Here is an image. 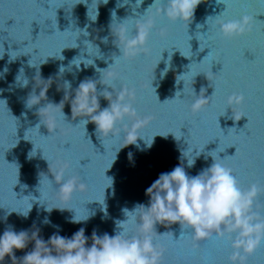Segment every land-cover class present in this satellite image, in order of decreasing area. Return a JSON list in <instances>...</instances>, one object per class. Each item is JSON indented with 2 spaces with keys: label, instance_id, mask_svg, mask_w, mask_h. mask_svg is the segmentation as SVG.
Returning a JSON list of instances; mask_svg holds the SVG:
<instances>
[{
  "label": "water",
  "instance_id": "1",
  "mask_svg": "<svg viewBox=\"0 0 264 264\" xmlns=\"http://www.w3.org/2000/svg\"><path fill=\"white\" fill-rule=\"evenodd\" d=\"M96 2L0 0V99L6 100V103L0 102V234L9 226L17 232L28 230L29 233L38 228L40 237L47 241L54 232L59 231L61 236L70 238L83 227L88 237L87 246H90L94 230L97 235L114 234L115 221L125 219L122 209L132 210L137 204L147 205L149 198L145 190L160 173L169 172L181 163V152L187 147L197 151L205 148L206 153L218 146L224 151L219 153L221 159L233 155L227 159L238 169L242 184L247 186L251 182L264 181V4L260 0H236L231 9L233 15L243 11L250 16V31L243 38L227 43L207 40L202 34L207 30L208 34L214 32V20L209 17L219 15L224 5L217 4L216 0H204L197 6L188 27L186 24L163 21L168 28L167 38L154 40L147 58L120 67L125 81H131L135 87L138 110L152 117L141 128V134L148 141L157 135L150 148L145 149L143 141L138 140L140 149L128 145L115 156L121 146L120 138L106 141L103 146L95 135L93 123L86 125V132L82 128L75 132L65 128L48 139L42 137L50 135L44 125H40L39 130L30 129L39 122L35 114L38 106L31 109L25 107V100L33 90L36 68L39 67L42 79L51 78L53 81L46 92L47 100L59 103L64 93L57 90L58 84L67 80L75 89L86 78L98 80L96 69H106L112 63L110 57L119 54L110 34L112 14L114 12L120 21L132 15V9L135 12L139 5H132L131 8L129 5L119 6L123 0H108L107 4L98 6L97 19L92 22L87 12L89 9V16L94 15ZM153 2L143 0L137 12L143 14L151 6L149 14H153L162 0L156 4ZM131 3L134 4L135 0ZM198 24L200 28H197ZM86 26L90 33L88 39L97 37L94 42L99 45L105 59H95L94 67L81 65L79 71L73 67L72 71H65L59 76L61 66L67 68L75 57L81 55L83 44L80 41L84 37L78 39ZM103 37L108 38L107 43L100 42ZM209 49L213 51L212 57L203 59ZM166 60L170 68L160 79ZM222 66L223 71L219 72ZM21 69V80L23 73L29 80L28 86L23 88L16 82ZM188 69L190 76L185 77L186 96L191 93V76L195 75H198L193 85L196 94L199 95L201 87L205 89L201 95L208 97L213 93L210 103L198 118L189 116L180 105L165 101L174 98L175 92L183 89V82L178 78L177 84L176 76ZM47 84L39 79L37 73L36 85L46 88ZM97 90H103V86L98 84ZM237 90L246 92V101L243 104L234 103L226 111L227 117L232 111L233 119L220 117L225 113L227 96ZM36 92L39 93V88ZM107 103L100 98L101 108ZM63 111L69 121L78 122L72 120L67 103ZM32 143L34 151L38 149L37 155L28 158ZM65 143H71L74 156L82 160L81 165L86 164L83 171L89 178V187L82 193L77 192L67 204L73 211L53 209L48 213L44 206L36 203L40 195L38 191L42 196L39 203L52 207L59 205L60 201L55 191L38 189L41 172L52 178L39 149L42 148L45 157L51 161L50 171L55 173L63 166L60 150ZM129 152L132 153V162ZM188 154L191 155V151ZM211 163V157L205 159L202 153L194 166L186 168V171L194 176ZM104 198L106 214L101 209ZM31 203L33 206L27 218L16 213L28 211ZM260 203L264 205V194L260 196ZM74 211L81 216L89 212H94V215L86 222L74 224L68 222ZM45 219L50 223H44ZM169 230L174 238H179L181 230L178 224L170 228L157 225L158 233ZM32 247L33 244L29 243L26 249L15 251L16 257H22ZM191 249L190 241H182L177 246L166 245L163 264H177V261L199 264L205 253H210L216 264H224L230 254V249L218 246L214 240L200 242L196 252ZM5 264H11L7 257ZM248 264H264V246L248 258Z\"/></svg>",
  "mask_w": 264,
  "mask_h": 264
},
{
  "label": "clouds",
  "instance_id": "2",
  "mask_svg": "<svg viewBox=\"0 0 264 264\" xmlns=\"http://www.w3.org/2000/svg\"><path fill=\"white\" fill-rule=\"evenodd\" d=\"M158 2L160 0H154L153 4ZM203 2L204 0H162L161 6L155 8L154 13L150 15L151 6L143 14L137 12L143 0H135L134 4L131 0H127V3L123 0L119 6L139 5V7L135 9V12L132 9L133 14L120 21L116 19L113 12L110 34L113 37V45L119 49V54H113L110 57L112 63L106 69H96L99 73L98 80L86 78L75 89H72L69 81L64 80L62 84L57 85L58 91L63 90V98L59 103H52L47 100L46 92L53 81L51 78L42 79L39 67H35L33 90L25 100V107L31 109L38 106L35 114L39 117V122L30 129L39 130L40 125H44L50 135L41 136L48 139L65 128L73 132L82 128L86 132V125L93 123L95 135L103 146L106 141L116 137L120 138L121 146L115 156L121 148L128 145H134L140 149L138 140L143 141L145 149L150 148L153 138L157 135L148 141L141 134V128L152 117L138 110L135 102V87L131 81H125L119 69L122 65L147 58L151 54L152 42L154 40L163 41L167 38L168 28L163 21H167L168 24H186L188 27L193 20L197 6ZM235 2L236 0H216L217 4L224 5V10L215 17H209L214 20V32L208 34L207 30L202 34L207 40L227 43L248 34L250 16L243 11L238 15H233L231 9ZM107 3L108 0H97L95 13L91 17L88 9L89 20L95 22L98 16V6ZM260 3L264 4V0H260ZM200 27L198 24L197 28ZM82 30L84 31L78 39L84 37L80 41L83 44L81 55L75 57L67 68L61 66L59 76H62L65 71H72L73 67L79 71L81 65L87 68L95 65V59H105L99 45L94 42L97 37L88 39L90 33L87 31V26ZM100 42L107 43L108 38H100ZM93 50L95 54H92ZM212 55L213 51L209 49L203 59L211 58ZM167 60L164 61L165 67L160 72V79L164 78L170 68ZM221 71H223V66L219 72ZM21 72H23L22 69L16 77V82L22 88L27 87L29 80L24 73L23 80H21ZM37 73L40 80L48 82L46 88L36 85ZM189 76V69L176 76V83L179 78L180 82H183V89L176 91L174 98L165 101L180 105L189 116L198 118L204 113L213 93L208 97L201 95L205 92V89L201 87L197 95L193 87L195 77L198 76L195 75L191 76V93L186 96L185 77ZM98 84L103 86V90H97ZM37 88H39L38 94ZM100 98L108 102L106 107L101 108ZM246 99L247 94L244 90L230 93L226 99L225 113L220 117L233 119L232 111L230 117L226 116V111L231 109L234 103L243 104ZM0 102L6 103V100L0 99ZM65 103L70 106L72 120H78L77 123H72L65 115L63 111ZM32 145L33 148L28 153V158L37 155L38 149L34 151V144ZM39 150L48 164L52 178L49 179L47 174L41 172L38 189L55 191L60 204L49 207L46 203H39L38 201L42 198L40 191H38L39 197H35L36 203L44 206V210L48 213L53 209L71 210L67 204L71 202L72 197L77 192L86 191L89 187V178L83 171L86 164L81 165L82 160L74 156L71 143H65L60 150L63 166L53 173L50 171L51 161L45 157L42 148ZM204 150L205 148L202 151L189 150V147L183 150L180 157L181 163L169 172L160 173L151 186L145 190L149 198L147 205L137 204L132 210L122 209L125 219L115 221L116 227L113 235L110 236L107 233L97 235L94 230L91 234V245L87 246L88 237L85 236L83 227L74 232L70 238L61 236L57 231L45 241L40 237L38 228L29 233L28 230L17 232L9 226L0 234V264H5L6 257L11 264H163L166 245L171 247L179 245L182 241H190L191 251L196 252L200 242L213 240L218 246H226L230 249V254L224 264H248V258L264 246V205L260 203V196L264 194V181L251 182L245 186L239 178L238 169L228 162L227 157L233 155H226L221 159L219 153L224 151L218 146L206 153ZM189 151L191 155L188 154ZM202 153L205 159L211 157L212 163L196 175H189L186 168H192ZM128 157L132 162L131 152L128 153ZM112 183L111 180V185ZM32 206L33 203L28 211L16 213L27 218ZM101 209L106 214L105 198ZM92 215L94 212L81 216L74 211V215L68 222L83 223ZM43 222L50 223L47 219ZM173 224L179 225L181 230L179 238H174L171 230L164 233L157 232V225L170 228ZM29 243L33 244L32 250L17 258L15 251L26 249ZM177 264H186V262L177 261ZM199 264H216V262L210 253H205L201 256Z\"/></svg>",
  "mask_w": 264,
  "mask_h": 264
}]
</instances>
